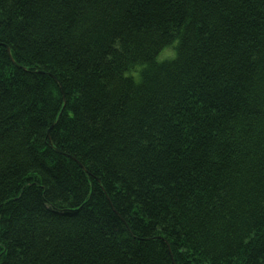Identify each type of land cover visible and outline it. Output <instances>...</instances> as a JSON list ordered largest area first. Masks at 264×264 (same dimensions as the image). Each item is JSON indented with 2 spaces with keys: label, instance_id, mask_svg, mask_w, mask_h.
<instances>
[{
  "label": "trees",
  "instance_id": "1",
  "mask_svg": "<svg viewBox=\"0 0 264 264\" xmlns=\"http://www.w3.org/2000/svg\"><path fill=\"white\" fill-rule=\"evenodd\" d=\"M0 264H264V0H0Z\"/></svg>",
  "mask_w": 264,
  "mask_h": 264
},
{
  "label": "rangeland",
  "instance_id": "2",
  "mask_svg": "<svg viewBox=\"0 0 264 264\" xmlns=\"http://www.w3.org/2000/svg\"><path fill=\"white\" fill-rule=\"evenodd\" d=\"M165 55H166V56L170 55V52H167V54H165V52H162V53L158 56L157 60H158V61H161V60L165 59Z\"/></svg>",
  "mask_w": 264,
  "mask_h": 264
},
{
  "label": "snow or ice",
  "instance_id": "3",
  "mask_svg": "<svg viewBox=\"0 0 264 264\" xmlns=\"http://www.w3.org/2000/svg\"><path fill=\"white\" fill-rule=\"evenodd\" d=\"M126 70L129 72H134V68L132 66H129Z\"/></svg>",
  "mask_w": 264,
  "mask_h": 264
}]
</instances>
